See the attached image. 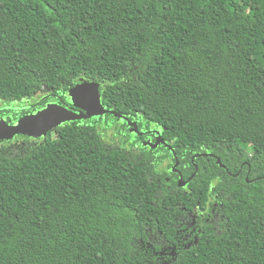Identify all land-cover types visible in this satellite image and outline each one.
<instances>
[{
    "label": "trees",
    "instance_id": "obj_1",
    "mask_svg": "<svg viewBox=\"0 0 264 264\" xmlns=\"http://www.w3.org/2000/svg\"><path fill=\"white\" fill-rule=\"evenodd\" d=\"M81 79L154 132L0 141V264H264V0H0V118Z\"/></svg>",
    "mask_w": 264,
    "mask_h": 264
},
{
    "label": "water",
    "instance_id": "obj_2",
    "mask_svg": "<svg viewBox=\"0 0 264 264\" xmlns=\"http://www.w3.org/2000/svg\"><path fill=\"white\" fill-rule=\"evenodd\" d=\"M101 85L97 82H90L84 79H81L80 82L73 86L70 91L69 95L71 98L72 105L76 110H72L67 108L64 105L57 104V103H50L42 110L38 111L36 114L26 115L19 119L16 124H12V121L9 122L7 119H0V141H11L15 139L19 135L28 136L31 138H46L48 134L57 130L60 126L75 121H86L96 117H103L107 114H111L118 119L124 120L128 122L131 126V132L138 133V127L135 123L129 121L128 118L117 113L116 111H112L107 109L102 103V96H101ZM77 88L87 89L90 93L89 99L87 101L82 99H77V96L74 95V92ZM55 117V119H53ZM157 133L156 143L153 144L151 141L145 142L144 146H149L153 149L158 148L162 143L165 141L160 136L159 132ZM143 135V133H140ZM166 146L171 149L173 153L174 149L166 144ZM176 155V153H175ZM200 156H213L211 154H198L197 157ZM196 158V157H195ZM194 158V159H195ZM218 163L221 167H224L221 159L216 157ZM193 159V160H194ZM179 161L177 162L176 166L174 167V171L179 166ZM198 169L189 179V182L196 176ZM248 181V178H247ZM188 182L183 180L181 177L180 186H186Z\"/></svg>",
    "mask_w": 264,
    "mask_h": 264
},
{
    "label": "flooded vegetation",
    "instance_id": "obj_3",
    "mask_svg": "<svg viewBox=\"0 0 264 264\" xmlns=\"http://www.w3.org/2000/svg\"><path fill=\"white\" fill-rule=\"evenodd\" d=\"M65 97H66V99H65ZM44 98V97H43ZM43 98L41 99V100H39V102L37 103V105H41L42 104V102H43ZM56 100H58V102L56 101V103H60V104H62V105H64V106H66L67 108H69V109H72V110H76V111H78L77 109H75L74 107H73V105H72V102H71V98L69 97V95H68V93L64 96V98L62 97V96H60V95H57V98H56ZM48 104H50V102H48L47 104H45V105H43L42 107H40V108H27L25 111H27L28 112V114L29 115H32V114H36L38 111H40V110H42L43 108H45ZM37 107V106H36ZM15 110H17L16 112H12V113H10V114H8V115H6V116H4L3 118L4 119H7L9 122H11L12 121V124H16V122L19 120V119H21L23 116H24V114H22V115H19L20 113H22L23 112V110L21 109V108H19L18 107V105H16L15 106ZM31 110H33V111H31ZM27 114V115H28ZM17 115V116H16ZM16 116V117H15ZM26 116V115H25ZM0 119H2V118H0ZM95 119V118H94ZM92 120H93V118H92ZM91 119L90 120H86V121H92ZM118 121H119V124L120 125H127L128 126V133H126V132H122V135L120 136V137H122V136H126V135H131L132 137L133 136H136L135 134H133L132 132H131V130H132V128L128 125V122H126V121H124V120H121V119H118ZM81 122H83V121H81ZM141 133H144V135L145 134H147V133H153L154 131H148V132H143V131H140ZM144 135L143 136H141V138H143L144 137ZM154 135H155V137H149V138H147V139H145V140H142L141 141V145L143 146L144 145V143L145 142H148V141H151L153 144H155L156 143V138H157V136H156V134L154 133ZM18 137H20V136H18ZM24 138H27V137H24ZM16 139V138H15ZM32 139H34V138H32ZM35 140V139H34ZM136 140V138H134L133 137V139H132V141H135ZM14 141V140H13ZM137 146H139V145H137ZM162 146V145H161ZM160 146V147H161ZM144 147V146H143ZM205 157H212V156H205ZM163 164H166V162L165 163H163ZM180 172H172V170L171 169H165L164 170V174L167 176L166 177V179L167 180H169V177L170 176H176V175H178V174H180V173H182V171L180 170V168L178 169ZM184 187H186V188H184V189H188L189 188V185L187 186H184ZM186 209V208H185ZM220 208H219V204L218 203H216L215 205H214V208H213V214L215 215V216H218V210H219ZM205 214L206 213H203L201 210H199V209H197V210H195L194 212H192V213H189L188 215V218H187V216L186 217H182V219H181V221H182V223H181V225H180V227H181V230H180V234H181V236H182V238L184 239V241L182 242V243H180V246L181 247H183V248H189L191 245H192V241L190 240V238L192 237V238H195V240L193 239V241L194 242H197V240H198V236H195L194 235V232L197 230V227H199V226H202V223L199 221V219H203L204 217H205ZM189 217L191 218H193V219H191V223H190V221H189ZM193 227V230L191 231V229L190 228H192ZM201 231V230H200ZM173 254H175V252H173ZM176 255V254H175Z\"/></svg>",
    "mask_w": 264,
    "mask_h": 264
},
{
    "label": "rangeland",
    "instance_id": "obj_4",
    "mask_svg": "<svg viewBox=\"0 0 264 264\" xmlns=\"http://www.w3.org/2000/svg\"><path fill=\"white\" fill-rule=\"evenodd\" d=\"M45 95H46L45 92L39 93V94H37V96L34 99H32L31 101H27L26 104H29L30 102H35L37 100H40ZM16 105H18V104H15V106ZM3 106H4V104L2 102H0V107H3ZM104 121L107 122V120H104ZM114 125H117L118 126V123L116 122L115 119H111L110 118V120H108V126H114ZM100 130L103 131L104 128L101 127ZM114 132L115 131H110V132H108V134H113Z\"/></svg>",
    "mask_w": 264,
    "mask_h": 264
},
{
    "label": "snow or ice",
    "instance_id": "obj_5",
    "mask_svg": "<svg viewBox=\"0 0 264 264\" xmlns=\"http://www.w3.org/2000/svg\"><path fill=\"white\" fill-rule=\"evenodd\" d=\"M69 86H71V84ZM74 95L77 96V99H82V100L87 101L89 99L90 93L88 92L86 88L85 89L77 88L74 92ZM53 119H55V117H53ZM156 243L160 244L162 243V241L158 240L156 241Z\"/></svg>",
    "mask_w": 264,
    "mask_h": 264
},
{
    "label": "bare ground",
    "instance_id": "obj_6",
    "mask_svg": "<svg viewBox=\"0 0 264 264\" xmlns=\"http://www.w3.org/2000/svg\"><path fill=\"white\" fill-rule=\"evenodd\" d=\"M100 84H102V83H100ZM101 88H102V85H101ZM101 90V89H100ZM103 103V102H102ZM104 105V104H103ZM112 111H114V110H112ZM107 115H111V114H107ZM106 115V116H107ZM113 116V115H112ZM115 117V116H114ZM97 118V117H96ZM127 118V117H126ZM130 121V120H129ZM132 122V121H131ZM133 123H135V122H133ZM136 125H137V127H138V124L137 123H135ZM129 125V124H128ZM130 126V125H129ZM131 127V126H130ZM133 134H136V135H140V130H139V127H138V133H135V132H132ZM143 135H144V133H143ZM143 135H141V136H143ZM161 136V135H160ZM162 137V136H161ZM163 139V138H162ZM112 147V146H111ZM151 148V147H150ZM177 229V228H176ZM180 236V235H179Z\"/></svg>",
    "mask_w": 264,
    "mask_h": 264
},
{
    "label": "clouds",
    "instance_id": "obj_7",
    "mask_svg": "<svg viewBox=\"0 0 264 264\" xmlns=\"http://www.w3.org/2000/svg\"><path fill=\"white\" fill-rule=\"evenodd\" d=\"M117 119H118V118H117ZM177 172H180V171L177 170ZM180 180H181V179H180ZM191 181H192V180H191ZM179 186H180V185H179ZM181 187H184V186H181Z\"/></svg>",
    "mask_w": 264,
    "mask_h": 264
}]
</instances>
